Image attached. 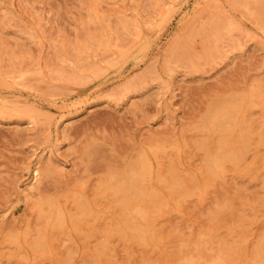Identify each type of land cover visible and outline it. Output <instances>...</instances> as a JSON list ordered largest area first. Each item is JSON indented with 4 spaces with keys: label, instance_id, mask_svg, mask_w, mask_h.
Returning a JSON list of instances; mask_svg holds the SVG:
<instances>
[{
    "label": "rangeland",
    "instance_id": "374dc122",
    "mask_svg": "<svg viewBox=\"0 0 264 264\" xmlns=\"http://www.w3.org/2000/svg\"><path fill=\"white\" fill-rule=\"evenodd\" d=\"M138 144L177 170L143 237L94 204ZM188 259L264 264V0H0V264Z\"/></svg>",
    "mask_w": 264,
    "mask_h": 264
},
{
    "label": "bare ground",
    "instance_id": "6f19581e",
    "mask_svg": "<svg viewBox=\"0 0 264 264\" xmlns=\"http://www.w3.org/2000/svg\"><path fill=\"white\" fill-rule=\"evenodd\" d=\"M116 52L120 56L123 55L120 54L119 51ZM245 95L246 96H242L239 99L244 100V98H250L252 95V97H254L258 94L255 92L253 87H251V89ZM237 104H240V102ZM229 108H232V106H229ZM227 111H224V108L222 107L218 112L219 114H214L213 118L216 119V121L224 120L226 113H229ZM138 146L140 147L142 145L138 144ZM137 148L138 147L136 145L134 149ZM140 149L141 154L136 155L135 157L132 156L134 157V160H128L126 166L122 171H111L107 176L99 179L95 188L96 199H94V204L97 202V200L100 199V197L108 199L112 197V200L114 202L119 203L120 210L122 211L123 218L125 219L123 230L125 231L124 234L126 236L133 235L143 237L145 235V233L147 232L148 219L147 196L155 193L159 187L171 184L172 181L176 178L175 173H177V170L175 168L170 167L165 170L166 172H168V175H164V170L161 167V162L154 160V153L146 151L144 145ZM229 157L234 162H237L240 159V154L234 152L230 154ZM220 160L221 158L216 155V158L213 159L212 163L216 166L218 165ZM39 176L40 174L38 170H36L33 177L34 180L38 181L40 179ZM30 189H33L28 192V194L31 196H34L36 194H46L47 192H49L48 188L41 189L39 184L33 185V187H31ZM35 189L38 190L35 191ZM110 194L112 196H110ZM72 202L77 208L83 209L84 212H87L90 209L91 205H93V202H90L87 198H80V195H74L72 198ZM45 204H47L49 210L52 211L55 215H59L60 213H62L63 209H65L66 207V204H62L59 197L40 202L39 206H41V210L44 209ZM114 227L115 222H112L107 232L108 240L112 236ZM186 263L195 264L193 259H188Z\"/></svg>",
    "mask_w": 264,
    "mask_h": 264
}]
</instances>
